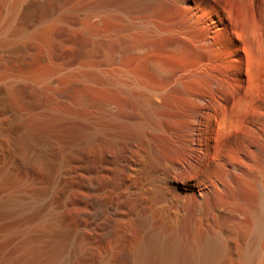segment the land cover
Returning a JSON list of instances; mask_svg holds the SVG:
<instances>
[{"label": "bare ground", "instance_id": "1", "mask_svg": "<svg viewBox=\"0 0 264 264\" xmlns=\"http://www.w3.org/2000/svg\"><path fill=\"white\" fill-rule=\"evenodd\" d=\"M215 4L100 0L84 11L86 21L119 12L136 16L140 31L127 36L144 44V53L161 42L179 60L143 72L122 67L118 39H111L109 85L112 97L124 93L123 114L98 108L96 164L64 170L109 174L96 184L108 187L103 208L119 213L125 206L132 214L120 241L137 244L138 264H264V47L247 15ZM12 17L0 21L5 38ZM131 107L138 109L135 117ZM69 117L51 110L35 128L63 130ZM153 215L182 225L159 236L150 225ZM201 216L202 239L196 233Z\"/></svg>", "mask_w": 264, "mask_h": 264}, {"label": "rangeland", "instance_id": "2", "mask_svg": "<svg viewBox=\"0 0 264 264\" xmlns=\"http://www.w3.org/2000/svg\"><path fill=\"white\" fill-rule=\"evenodd\" d=\"M99 1L0 0V21L13 15L11 36L0 33V264H138L137 244L120 241L132 214L125 206L119 213L103 208L108 187L96 184L109 174L64 170L96 164L98 108L103 114L123 111L124 93L116 99L110 91L111 39H118L122 67L143 72L179 60L161 42L153 41L144 53V44L127 36L140 31L136 16L119 12L86 21V7ZM212 1L247 15L264 47V0ZM84 47L92 53L81 55ZM55 109L70 116L63 130H37L36 123L43 127ZM128 111L135 117L138 109ZM70 129L78 134L70 137ZM198 221L202 239L203 217ZM150 225L159 236H171L182 224L153 215Z\"/></svg>", "mask_w": 264, "mask_h": 264}]
</instances>
